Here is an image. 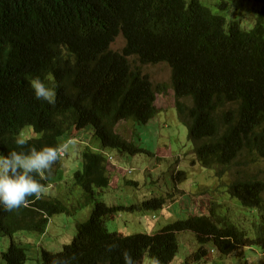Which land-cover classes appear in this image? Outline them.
<instances>
[{
	"label": "trees",
	"instance_id": "16d2710c",
	"mask_svg": "<svg viewBox=\"0 0 264 264\" xmlns=\"http://www.w3.org/2000/svg\"><path fill=\"white\" fill-rule=\"evenodd\" d=\"M231 1L220 0L209 8L201 0H177L170 6L169 0H0V76L13 50L21 42L24 48L9 62L0 91V152L6 154L17 147L13 141L26 125L44 134L26 140L24 150L55 146L63 132L91 125L104 147L132 155L146 153L114 127L121 119L146 124L157 112L156 92L164 93L170 87L178 117L194 142L197 162L211 168L216 177L234 176L229 194L245 208V217L238 223L222 215H192L153 232L109 230L106 222L124 208L130 212L155 210L164 199L119 203L110 186L106 154L87 149L81 153L82 168L68 179L62 174L55 178L49 172L37 176L45 187L51 181L62 184L66 187L63 195H78L80 189L76 206L66 205L61 193L29 197L26 206L11 212L0 208V235L10 239L7 249L0 251L2 262L124 264L122 252L128 250L138 264L145 256L169 264L179 252L177 234L183 231L195 234L199 245L193 258L197 261L210 256L206 244L226 255L242 254L245 246L264 249V178L250 173L253 165L264 160V0H244L245 5L252 2L246 9L252 19L227 12ZM98 4L102 7L97 12ZM93 8L97 14L88 21ZM44 9L53 11L56 36L45 26ZM66 23L71 26L68 31ZM118 34L125 46L114 51L109 45ZM129 55L137 56L142 64L167 61L170 83L154 85L139 68L129 67ZM37 66L80 75V81L86 76L89 80L84 89L93 101L107 106L75 97L67 92L62 79H58L55 104L37 100L28 80ZM107 79L110 85L93 90L98 80ZM180 175L184 173H179V179ZM88 205L92 207L87 220L76 224L72 240L57 252L43 247L29 252L14 240L18 232L42 235L52 216H71ZM112 243L117 247L106 251L105 246Z\"/></svg>",
	"mask_w": 264,
	"mask_h": 264
},
{
	"label": "rangeland",
	"instance_id": "374dc122",
	"mask_svg": "<svg viewBox=\"0 0 264 264\" xmlns=\"http://www.w3.org/2000/svg\"><path fill=\"white\" fill-rule=\"evenodd\" d=\"M202 1L206 4L214 2V0ZM236 2L241 7H232L230 13L232 15L241 14L240 19H252V16L246 18L250 13L246 9L252 6V2L249 1L246 5L244 0H236ZM242 5H245V8ZM123 45L124 40L119 36L112 43V48L121 50ZM130 60L132 61V58ZM137 65L140 63L137 62ZM141 66L153 83L169 82L170 68L165 63ZM155 104L158 107V112L147 124L123 120L118 122L115 128L126 140L146 149L148 154L130 156L124 153L118 154L116 150L110 153L107 149L106 151L113 157V164L107 165V168L111 180L110 186L119 197L117 198L119 203L130 205L132 201L140 204V202L154 195L162 194L168 202V207L165 209L167 212L164 210L130 212L124 208L113 220L106 222L107 228L123 234L153 232L177 217L185 218L186 215L206 213L213 201L221 203L215 207L218 213L225 212L227 208V212H225L227 215L234 219L240 217L242 220L245 216L241 210L236 212L234 204H237V208H241L239 201L236 198H234L235 200L229 199L228 195L224 194L225 187L223 185L230 182L232 177L227 175L217 180L212 169L201 167L198 164H190L191 158L194 157L191 150L193 145L187 137V127L177 118L174 109L173 90L168 89L166 93H158ZM33 136H40V134L35 133L31 127H26L19 135L25 140ZM69 136L72 137L73 143L68 145L62 160H66L67 157H72L74 160L76 155H71V153L81 150L85 146L94 145L96 146L95 150L100 148L99 140L88 129H85V133L79 136L75 132H71L65 136L66 139ZM69 160L66 161L69 162ZM77 161V167L74 168V165L71 167L74 168L72 172L82 166L80 156ZM127 169H132V172L128 173ZM179 170H184L186 173V178L183 181L173 178ZM250 173L258 178H264V160L253 165L250 168ZM60 174H62L63 179L69 177L64 172V167L61 165L54 167L51 176L57 178ZM129 179L136 180L137 184H129L134 182ZM64 189L66 187H63L62 184H51L47 194L59 196L62 193L61 196L66 205L76 206L78 204L77 199L81 197V190L78 189V195H68L67 193L63 195ZM225 193H227L226 190ZM91 207L92 205L83 207L71 216L56 214L49 220L44 234L18 232L14 235V240L20 242L29 252L35 251L37 247L57 252L62 249L64 244L72 240L76 234V224L87 220ZM9 241L8 236L0 235V251L7 249ZM179 242L180 251L169 264H254L255 262H264V252L255 248L246 249V255L243 258L241 256L239 258L238 255L219 254L217 250H212L213 254L206 257L205 260L197 261L192 254L197 247L192 232L183 231L180 233ZM0 264L5 263L0 260ZM142 264H149V257L145 256Z\"/></svg>",
	"mask_w": 264,
	"mask_h": 264
},
{
	"label": "clouds",
	"instance_id": "9594fccd",
	"mask_svg": "<svg viewBox=\"0 0 264 264\" xmlns=\"http://www.w3.org/2000/svg\"><path fill=\"white\" fill-rule=\"evenodd\" d=\"M176 1L177 0H169L168 6L173 5ZM219 1L220 0H214V2L210 3V4H206L203 1L202 2L205 3V5L208 6L209 8H214L215 4L217 2H219ZM9 2L12 3V1H9ZM227 4H226V6H227ZM233 5H238L236 0H232L230 2L229 6H228V9H227V12L231 11V6H233ZM97 6H98L97 7V12H98V10H100V7H102V6L100 4H98ZM52 12H53L52 10L44 9L43 11H41V15L43 16V14H45L46 19H44V16H43V19H44V22H45V26H46L47 30L50 33H52L54 36H56V34H55L56 24L52 20ZM91 13H92L91 18L90 19H86V20L92 21L95 18L96 14H97L96 13V8H93ZM247 16L250 18V14H248ZM70 27L71 26H69L66 23L65 28H64L65 31H68L70 29ZM119 36H121L123 38L122 34H118L114 38V40L110 43V45H109V48L111 50H114V51H121L122 50V49L121 50H116V49L112 48V43ZM123 40H124V38H123ZM124 46H125V40H124L123 47ZM23 49H24L23 48V44L21 42L20 48L18 50H13V57L11 59H8L3 64L2 69H1V76H0V91H1L5 81L7 79V76H8L9 62L14 60V59H16V58H18L23 53ZM126 57H127L126 60H127L128 64H129V67L136 68V69L139 68L143 74H147L146 72H144V70H143L141 65H148V64H152V63H144V64H142V63H140V60L138 59V57L135 56V55H129V56H126ZM130 58H132V61L130 60ZM137 62H139L140 65H137ZM158 63H165L167 66H169V68H170V77H171V67H170L169 63L167 61H165V60L161 61V62H158ZM155 64H157V63H155ZM80 78H81L80 75L66 74V73L57 72V71L54 72V71H52L51 69H49L47 67L37 66V67H33L32 70L30 71L28 80H29V85H30L32 93H33L32 95L37 100L46 101L50 105L51 104H55V102H56V96H57V90H58L57 89V85L60 84L58 79H62L64 81V83H65L66 88H67V92H69L70 94L74 95L75 97H77V98H79V99H81V100H83L85 102H88V103H91V104H95V105H98V106L106 107L107 105L105 103H102V102H99V101H97V102L93 101L92 100L93 97L91 96L90 92L88 90L84 89V86L87 85L86 82L89 80V78H87L85 76V79L83 81H80ZM148 78H149V80H151L149 75H148ZM151 82H152V80H151ZM159 83H166V82H159ZM159 83H156V84L153 83V84L157 85ZM169 83H170V79H169L168 84ZM78 84H79V86H78ZM110 84H111V82L109 81V79H107L105 81L98 80V83L93 87V90L96 89L98 91H102L106 86H108ZM91 85H93V84H91ZM168 89H172V88L169 87ZM166 92H164V93H166ZM158 93H163V92H156L155 100H156V95ZM173 95H174V90H173ZM155 100H154V105H155V107L157 109V112H158V107L155 104ZM187 101L190 102L189 99H187ZM174 109L176 110V108H175V95H174ZM157 112H156V114H157ZM176 114H177V110H176ZM154 116L152 118H154ZM177 118L180 121V119L178 117V114H177ZM123 120H132V119H121L118 122L123 121ZM132 121H134V120H132ZM134 122H137V121H134ZM117 123H116V125H117ZM182 124L185 125L184 123H182ZM116 125H115L114 129L116 128ZM26 127H31L33 129L32 126L26 125L20 130V132L18 133L17 138L13 141V143L17 146L16 148L8 150L6 154L4 152H0V208H2L4 211H7V212H11V211H13L15 209H19V208H21L23 206H26L27 203H28V198L29 197H34L35 199H40L43 195L48 193L49 185H51V184L53 185L54 182L51 181L50 183H48V186L45 187V185H43L40 182V180L37 179V176L42 177L45 172H49L50 176H51L53 168L54 167H60V165H61V167H64V172L66 174H68V176L72 175L73 174V172H72L73 169L76 168L77 165H78L77 159H78L79 156L81 157V153L84 150L88 149L90 151L102 152V153L106 154L107 160H108L107 161V165L113 164V161H112L113 157L109 154L108 151H110V153H111V152H113V150H116L117 151L116 153H118V154H123L124 153V152L120 153L117 149H113V148L106 147V146L104 147L101 144L100 138L94 133L93 127L91 125H87L85 128H82V129L71 128L68 131L63 132L60 136H58V138H57L58 142H57V145H55V146H53V145H42L39 148L34 147V146H29L27 148V150H24V146L27 144L26 140H30V139H34V138H38L39 139L44 134L43 131H36V130L33 129V131L35 133H37V134H40V136H33V137L28 138L26 140L23 139V138H20L19 137L20 133ZM85 129H88L89 131H91V134L95 138H97L99 140L100 148L95 150L94 148H96V146H94V145H91V147L85 146L83 149L78 150V151H74L73 153H71V155H76V156H74V158H75L74 160H73L72 157H70V158L67 157L66 158V160L70 159L69 162L66 161V160H62L63 157L65 156V152H66V150L68 148V145L73 143V141H72L73 139H72L71 136H69L67 139H66L65 136L68 135L71 132H75L79 136V135L85 133ZM115 131H116V129H115ZM187 137H188V139L191 140L192 145H193L191 150H192V152L194 154V157L191 158V163L190 164L191 165H194V164L200 165L197 162V160H196V155H195V152H194V142H193V140L190 138V136L188 134V128H187ZM78 141L79 142H84V141H81V140H78ZM96 144H97V142H96ZM107 149H108V151H106ZM124 154L133 156V155H136V154H145V153H136V154H133V155L129 154V153H124ZM146 154H148V151L146 152ZM81 160H82V158H81ZM72 165H74V168H71ZM200 166L204 167L202 165H200ZM81 168H82V166H81ZM205 168H208V167H205ZM107 170H108V168H107ZM127 172L131 173L132 169H127ZM181 172L184 173V175L183 176L180 175V179H179L178 176H179V173H181ZM108 174H109V172H108ZM227 175L231 176L230 174H225L224 176H227ZM223 177H221V178L216 177V178L218 180V179H222ZM231 177H232V180H233L234 176H231ZM173 178H176L179 181H183L186 178V173H185L184 170H179L178 174L174 175ZM129 180L130 181H134V182L137 183V181L134 180V179H129ZM231 181L227 182L226 184L223 185L225 187L224 194H227L229 199H232V197L229 194V188H228V186L231 183ZM225 190L227 191V193H225ZM155 197H157V198L162 197L164 199V203L161 206V208L155 209V211H161V210L163 211L164 210L165 212H167V210H165V209L168 207V202H167V199H165V197L162 194L161 195H154V196H152V197H150V198H148V199H146L144 201L150 200V199L155 198ZM220 204L221 203L218 202V201H213L206 213H202L201 212L200 214L186 215L185 218H187L189 216H192V215H208V216H211V214H215L216 216L217 215L226 216L229 219V221L234 222V223H237V220L241 221L240 217L234 219L231 216L227 215L225 213V212H227V208H226L225 212L218 213L216 211L215 207L219 206ZM234 204L236 206L235 207L236 212L238 213V211L241 210L243 212V215H244L245 208L244 207L237 208V204L236 203H234ZM152 217L154 218L155 216L153 215ZM166 217H168V216H166ZM185 218L177 217L176 219H185ZM184 232H186V231H184ZM189 232H192V231H189ZM180 233H182V232H179L177 234L178 242H179V234ZM192 234L194 235L195 243L197 244V247H196V249H197L199 243L196 241L195 234L193 232H192ZM179 244H180V242H179ZM105 247H106V251L110 252V251H112L113 248L117 247V245L115 243H112V244L106 245ZM205 247L206 248H208V247L213 248V245L212 244H206ZM248 248H255L257 250H261L262 252H264V249H262V248L260 249L257 246H245V247H242V249H241L242 250V254H239L237 252V254L234 253V254H229V255H238V257L241 256L243 258V257H245L246 249H248ZM196 249L194 251H196ZM209 250L211 251V254H213L212 250H215V249L213 248V249H209ZM179 251H180V248H179ZM243 252H244V254H243ZM218 253L220 254V252H218ZM122 257H123L124 264H138V261L133 257L131 252H129L128 250H124L122 252ZM257 263L264 264V262H255L254 264H257ZM149 264H161V262H160V260L157 257L150 256L149 257Z\"/></svg>",
	"mask_w": 264,
	"mask_h": 264
}]
</instances>
